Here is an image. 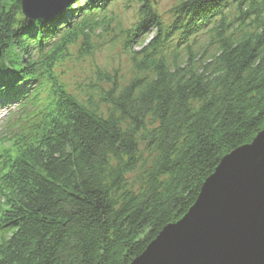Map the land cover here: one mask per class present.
<instances>
[{"label":"trees","instance_id":"trees-1","mask_svg":"<svg viewBox=\"0 0 264 264\" xmlns=\"http://www.w3.org/2000/svg\"><path fill=\"white\" fill-rule=\"evenodd\" d=\"M115 1L35 20L0 0V264H129L264 128V0H178L166 19L135 0L127 26ZM109 42L127 69L66 87L57 69Z\"/></svg>","mask_w":264,"mask_h":264},{"label":"water","instance_id":"water-1","mask_svg":"<svg viewBox=\"0 0 264 264\" xmlns=\"http://www.w3.org/2000/svg\"><path fill=\"white\" fill-rule=\"evenodd\" d=\"M71 1L19 4L25 17L46 19ZM129 264H264V128L219 160L187 212Z\"/></svg>","mask_w":264,"mask_h":264},{"label":"rangeland","instance_id":"rangeland-1","mask_svg":"<svg viewBox=\"0 0 264 264\" xmlns=\"http://www.w3.org/2000/svg\"><path fill=\"white\" fill-rule=\"evenodd\" d=\"M177 1L178 0H154L156 10L162 19L167 18V11ZM137 7L138 4L135 0H116L115 7L113 9L121 22L127 26L133 20ZM152 32L153 30L148 29V38L152 36ZM103 37L104 36H101L98 39L102 40ZM105 44L101 48L97 49L92 54L93 57L91 59H86L83 64H78L76 66L67 65V67H69L68 69H64L63 67L57 69V72L60 75L59 79L66 85V87L72 88L75 85L73 83L79 81L76 83L78 84L84 81L83 79L93 71L95 66L121 68L122 72L127 69L126 60L124 56L119 53V44L116 42H109L106 45ZM9 108H12V106ZM9 108L0 104V125L7 112V109Z\"/></svg>","mask_w":264,"mask_h":264}]
</instances>
